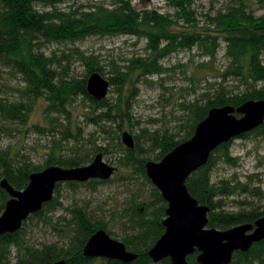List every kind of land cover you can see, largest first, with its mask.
Segmentation results:
<instances>
[{"label": "trees", "instance_id": "1", "mask_svg": "<svg viewBox=\"0 0 264 264\" xmlns=\"http://www.w3.org/2000/svg\"><path fill=\"white\" fill-rule=\"evenodd\" d=\"M82 1L84 0H0V68L11 67L21 75L17 88L20 98L10 100L1 97L0 116L7 121L24 124L30 117L36 100L45 98L48 101L46 116L53 113L68 115L69 122L57 121L61 127L58 129L61 139L72 138L75 142L72 154L64 155L61 139L55 140L44 166L33 164L20 152H13L11 146L6 148L0 145V213L4 211L10 198L1 186L3 178H7L16 189H24L35 171L50 165H85L91 162L93 154L108 153L107 146L103 144L84 150L83 142L88 139L80 123H73L70 108L78 97L89 101V110L84 112L86 120L101 126L102 131L110 135V128L114 124L118 123L121 129L119 120L131 121L130 103L135 88L132 74L136 73L139 78L161 73L166 70L163 59L173 53L200 45L205 54L215 59L224 42L229 65L223 76L243 78L247 89L234 92L222 83L213 95H206L205 102L203 95L201 99H197V103L184 104V109L194 114L192 129L179 140H175L173 134L160 136L154 133L155 144L162 147L157 159H162L178 144L189 139L194 134L197 123L207 116L212 107H239L250 99H264V14L256 16L245 5L234 6L211 16V25L205 28L200 26L197 9L193 7L194 0H168L169 5L175 9L174 13L139 9L135 7L134 0ZM116 35L146 38L148 54L130 59L128 71L115 65V76L108 78L111 86H117L115 91L119 92L115 102H110L108 98L98 100L88 92L89 74L100 71L105 75L99 56L85 55L83 51H78L87 65L85 77L80 78L70 76L66 70H59L55 65L59 59L54 54L46 55L42 50L44 42L79 41L91 36ZM130 82L132 87L126 94L125 89ZM54 122L50 118L51 127L48 130H55ZM0 130L3 127L0 126ZM38 130L46 132L47 129L38 127ZM145 132L144 129L143 134ZM252 134L264 137V123L239 137ZM140 137L141 135L136 136L135 140ZM233 140L222 143L215 149L208 162L194 171L187 181L191 194L201 204L211 207L209 227L226 229L242 223H254L264 215V204L228 210L224 201L225 197L241 192L252 193L264 200L260 187L250 188L240 181L230 179H212V172L220 159L236 164L237 158L231 153ZM144 152L145 147L136 144L134 149H128V154L119 159L121 167L141 174L150 184L152 192V199L140 202L134 200L128 207L137 217V230L127 234L123 241L129 250L138 253L137 259L129 264H154L149 250L165 232L162 221L166 217L167 201L147 175L146 162L149 159L142 157ZM109 180L93 179L89 183H106ZM63 183L57 184L54 198L42 210L32 214L19 231L0 235V264H53L61 259L66 260L65 264H97L99 260L98 264H127L117 259L91 258L84 254L85 244L98 229L104 228L111 233L107 222L96 220L88 209L76 205L68 208L69 215L54 220L51 213L64 207L61 200ZM66 183L74 187L80 182ZM40 221L55 228L65 240L30 243L27 238L28 227L32 222ZM12 253L14 261L10 260ZM196 255L197 253L189 255V264H199ZM160 264H172V261L165 258ZM230 264H264V239L255 243L248 251L236 252Z\"/></svg>", "mask_w": 264, "mask_h": 264}, {"label": "rangeland", "instance_id": "2", "mask_svg": "<svg viewBox=\"0 0 264 264\" xmlns=\"http://www.w3.org/2000/svg\"><path fill=\"white\" fill-rule=\"evenodd\" d=\"M84 0L82 2H88ZM154 7L164 13H174L175 9L169 5L168 0H154ZM245 5L247 10L256 16L264 14V0H194L193 7L197 9V17L201 27L211 25V16L218 11H226L234 6ZM211 33H218L211 31ZM221 37V36H220ZM42 50L46 55H55L59 62L55 65L59 70H66L70 76L85 77L87 65L78 52L85 55H97L100 59L105 76H115V65L123 71H128L130 59L148 54L147 39L135 36H91L79 41L44 42ZM166 70L161 73L149 74L137 78L136 73L131 79L135 81L134 97L130 103L131 121H120L110 129V135L102 131L101 126L88 122L84 112L89 110L88 100L78 97L73 105L72 121L78 122L86 136L84 150L94 149L96 145L107 146L108 153L104 159L116 165L118 170L106 183L91 184L89 181L80 182L71 187L66 182L61 187V200L64 207L51 213L54 220L68 214V208L82 206L100 221L107 222V228L112 237L122 240L124 237L137 230L133 211L128 207L135 200L152 199L151 186L145 178L136 171H129L119 164V159L128 154V147L122 142V133L129 131L134 137L141 135L136 144L145 147L143 158L159 161L162 147L155 144L154 133L162 136L173 134L175 140L184 138L192 129L194 114L184 109V104L197 103L204 95H213L224 83L228 89L239 92L247 89L243 78L230 75L224 78L223 73L229 65L226 56V46L222 42L216 58L205 54L200 45L189 49L180 50L163 59ZM21 82V75L11 67L0 68V98L16 100L20 98L17 88ZM132 87V82L126 87V94ZM117 86H111L108 99L117 101L119 92ZM207 96V97H208ZM48 101L45 98L36 100L30 117L26 123L10 122L0 116V145L12 147L13 152L26 155L27 160L35 165L44 166L47 156L52 152L55 140L61 139L57 121L69 122L68 115L51 114L46 116ZM50 118H53L54 131L48 130ZM57 118V120H55ZM59 118V119H58ZM38 127H46V132H41ZM59 127V128H58ZM146 130L143 134V130ZM62 152L71 155L75 148L74 139L62 140ZM83 145V144H82ZM231 153L237 158L236 164L220 159L212 172L213 181L230 179L240 181L250 188L260 187L264 193V137L252 134L248 137L234 138ZM92 155V160L94 156ZM91 160V161H92ZM132 175V176H129ZM226 209L237 210L240 207L263 205L264 200L249 192H241L224 198ZM28 240L30 243L39 244L49 241H61L59 232L49 224L32 222L28 227ZM14 253L10 260L14 261ZM102 259V258H100ZM100 263V260L97 264ZM154 264H160L154 263Z\"/></svg>", "mask_w": 264, "mask_h": 264}, {"label": "water", "instance_id": "3", "mask_svg": "<svg viewBox=\"0 0 264 264\" xmlns=\"http://www.w3.org/2000/svg\"><path fill=\"white\" fill-rule=\"evenodd\" d=\"M154 0H136L135 7L150 9ZM87 89L98 100L108 97L110 80L100 71L89 74ZM240 115H238V114ZM264 123V99H250L239 107L224 105L212 107L207 116L197 123L194 134L178 144L161 160L146 162V171L152 183L167 201L166 217L162 223L165 232L149 250L154 263L170 258L172 264H189V255L196 254L199 264H230L238 251H248L264 239V215L254 223H242L230 228L209 227L211 207L201 204L187 185L188 178L205 165L211 154L222 143L251 132ZM122 142L129 149L136 147L132 133L124 131ZM118 167L98 152L85 165L63 167L50 165L30 175L26 188L16 189L7 178L1 186L10 198L0 213V235L19 231L24 222L43 209L55 195L60 182H87L93 179L109 180ZM84 254L91 258L117 259L132 263L138 253L129 250L104 228L98 229L84 246ZM61 259L53 264H65Z\"/></svg>", "mask_w": 264, "mask_h": 264}, {"label": "built area", "instance_id": "4", "mask_svg": "<svg viewBox=\"0 0 264 264\" xmlns=\"http://www.w3.org/2000/svg\"><path fill=\"white\" fill-rule=\"evenodd\" d=\"M134 1H136V0H134Z\"/></svg>", "mask_w": 264, "mask_h": 264}, {"label": "bare ground", "instance_id": "5", "mask_svg": "<svg viewBox=\"0 0 264 264\" xmlns=\"http://www.w3.org/2000/svg\"><path fill=\"white\" fill-rule=\"evenodd\" d=\"M105 259V258H104Z\"/></svg>", "mask_w": 264, "mask_h": 264}]
</instances>
